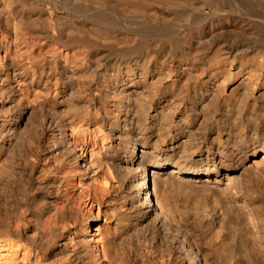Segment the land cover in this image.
Masks as SVG:
<instances>
[{
  "label": "bare ground",
  "instance_id": "bare-ground-1",
  "mask_svg": "<svg viewBox=\"0 0 264 264\" xmlns=\"http://www.w3.org/2000/svg\"><path fill=\"white\" fill-rule=\"evenodd\" d=\"M0 264H264V0H0Z\"/></svg>",
  "mask_w": 264,
  "mask_h": 264
},
{
  "label": "rangeland",
  "instance_id": "rangeland-1",
  "mask_svg": "<svg viewBox=\"0 0 264 264\" xmlns=\"http://www.w3.org/2000/svg\"><path fill=\"white\" fill-rule=\"evenodd\" d=\"M208 11H210V9H208ZM88 134L86 133H82V134H80V138L82 139V140H87V139H90V137L88 138V136H87ZM92 150L94 151V152H92V156L89 154V161H91V159L93 160V167H92V169H91V172L89 173V177H91V178H95V172L97 171V169H96V164H97V161H98V159H97V147H96V145L92 148ZM97 160V161H96ZM91 164H92V162H91ZM95 213H96V210H95ZM96 227H93V229H95Z\"/></svg>",
  "mask_w": 264,
  "mask_h": 264
}]
</instances>
